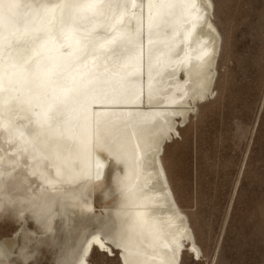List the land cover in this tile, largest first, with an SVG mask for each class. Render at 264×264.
Returning a JSON list of instances; mask_svg holds the SVG:
<instances>
[{
    "label": "bare ground",
    "instance_id": "bare-ground-1",
    "mask_svg": "<svg viewBox=\"0 0 264 264\" xmlns=\"http://www.w3.org/2000/svg\"><path fill=\"white\" fill-rule=\"evenodd\" d=\"M211 3L0 0V207L43 232L87 211L100 226L67 264H91L96 238L121 264H179L188 246L200 255L164 154L215 95L222 34ZM98 189L103 212L92 214ZM15 245L0 241L1 264Z\"/></svg>",
    "mask_w": 264,
    "mask_h": 264
},
{
    "label": "rangeland",
    "instance_id": "rangeland-1",
    "mask_svg": "<svg viewBox=\"0 0 264 264\" xmlns=\"http://www.w3.org/2000/svg\"><path fill=\"white\" fill-rule=\"evenodd\" d=\"M213 1L222 34L215 95L199 104L164 154L201 247L199 256L184 248L179 264H264V0ZM112 168L104 187L113 185ZM93 200L92 214H101L102 189ZM22 216L10 203L0 207V241L16 242L12 264H24L26 256L33 257L27 264H65L78 241L100 226L82 208L66 221L56 218L47 232ZM117 254L95 248L90 262L121 264Z\"/></svg>",
    "mask_w": 264,
    "mask_h": 264
},
{
    "label": "snow or ice",
    "instance_id": "snow-or-ice-1",
    "mask_svg": "<svg viewBox=\"0 0 264 264\" xmlns=\"http://www.w3.org/2000/svg\"><path fill=\"white\" fill-rule=\"evenodd\" d=\"M209 7H213V4L211 3V0H209ZM209 27H211V15H210V23H209ZM23 230V229H22ZM17 235H19V233H17ZM30 235L35 236V233H30ZM107 243V239L106 238H96L93 242H89V249L88 252L85 254H89L90 253V249L92 246L98 248L101 252H107L109 255H111V249L109 247L106 246ZM21 255L23 256V250L21 252ZM32 256H26L24 257V264H27V261L29 259H32ZM66 264V262H65ZM81 264H83V259H81Z\"/></svg>",
    "mask_w": 264,
    "mask_h": 264
}]
</instances>
